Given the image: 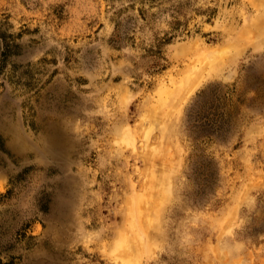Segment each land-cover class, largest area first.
I'll list each match as a JSON object with an SVG mask.
<instances>
[{
    "label": "rangeland",
    "instance_id": "obj_1",
    "mask_svg": "<svg viewBox=\"0 0 264 264\" xmlns=\"http://www.w3.org/2000/svg\"><path fill=\"white\" fill-rule=\"evenodd\" d=\"M11 260L264 264V0H0Z\"/></svg>",
    "mask_w": 264,
    "mask_h": 264
},
{
    "label": "bare ground",
    "instance_id": "obj_2",
    "mask_svg": "<svg viewBox=\"0 0 264 264\" xmlns=\"http://www.w3.org/2000/svg\"><path fill=\"white\" fill-rule=\"evenodd\" d=\"M204 52H205L204 58H211V59H212V58H215V57L217 56V54L219 53L218 49H214V50H212V49L206 50V49H205ZM189 72L192 73V71H189ZM203 75H204V71L201 70L199 73H195V76H194V77H193V75H192L191 77H188V78H189V80L187 81V82H188V86L192 87L193 85H196V84H197V83H198L203 77L206 76V75H204V76H203ZM162 92H163V95H162L163 97H161V98H162L161 102H162V103H165V102H167L168 100H170V99L168 98V93H169V92H167L166 90L161 91V93H162ZM165 92H166V93H165ZM167 98H168V100H167ZM166 100H167V101H166ZM153 154H154V152H153ZM153 154H152V155H153ZM156 155H157V154H155V156H156ZM162 155H163V154H162ZM165 155H166V154H165ZM150 156H151V155H150ZM148 157H149V156H148ZM157 157H159V156H156V157H155V160H156ZM161 157H162V156H161ZM161 157H159L158 159H160ZM166 158H167V157H166ZM166 158H164V159H166ZM149 159H152V158H149ZM162 159H163V158H162ZM162 159L157 160L158 163L156 162L157 165L160 167V169H161L162 166L159 165V164L161 163V162H159V161H162ZM150 161H151V160H150ZM147 162H148V161H147ZM162 162H163V161H162ZM166 162H167V161H166ZM166 162H165L164 164H166ZM169 162H170V161H169ZM171 162H172V161H171ZM150 163H151V162H150ZM164 164H162V165L164 166ZM167 164H168V162H167ZM167 164H166V165H167ZM150 165H151V164H150ZM155 165H156V164H155ZM157 165H156V166H157ZM166 165L164 166L165 170L163 169L164 171H161V172L168 171V170H166V169H169L170 171L173 170V168H171V167H170V168H169V167H166ZM151 166H153V165H151ZM156 166H155L154 168L152 167L153 171H154L155 168H157ZM167 166H170V165H167ZM171 169H172V170H171ZM157 170H158V169H157ZM161 170H162V169H161ZM159 171H160V170H159ZM150 172H151V171H150ZM155 172H156V171H155ZM161 172H160V173H161ZM160 173H158V174H160ZM166 173H167V172H166ZM152 174H153V173H152ZM156 174H157V173H156ZM167 174H171V172H170V173H167ZM153 175H154V174H153ZM160 175H161V174H160ZM164 175H166V174H164ZM150 176H151V175H150ZM150 176H149V177H150ZM154 176H155V175H154ZM166 176L168 177V175H166ZM166 176H165V177H166ZM155 177H156V176H155ZM155 177H154V178H155ZM158 177H159V176H157L156 180L158 179ZM160 177H161V176H160ZM163 177H164V176L162 175V177H161L162 179L159 178V181H160V180H162V181L165 180V179H163ZM166 181H167V180H166ZM166 181H165V182H164V181L162 182V186H161V184H160V186H159V190H160V187H163V185H164L163 183L166 184ZM170 182H171V181H170ZM148 183H152V182H148V181H147V184H146L145 187H147ZM159 183H160V182H159ZM156 184H158V180H157V183H154V182H153V186H152V187L155 188L154 185H156ZM166 185H167V184H166ZM145 187H144L143 189H147V188H145ZM148 187H149V186H148ZM165 187H167V186H165ZM165 187H164V188H165ZM153 188H152V189H149V188H148L146 191L143 190L142 192L140 191V192H138V193H136V194L133 195V196H134V202H135V203H133V204H135V205H134V207H133V205H132V208H133V209H132V210H133V214H132V216H133L134 218H136V219H134V218L131 217V218H132L131 221L134 223L133 226H134V225L136 226V224L138 223V226H139V225L143 226V227H142V229H143L144 227H147V228H148V227H151V226L156 225V224H154V222H153L154 220L151 222L152 225L150 224V221L153 219L152 217H151L150 219H147V221H149V222H147V221H146V218H144V217H147V216H148L147 218H149V216H153V217H155V216L158 214V211H157V210H158V208H159V207L161 206V204H162L161 197H162V199H164V198H165V197H164L165 193H164L163 190H162V192L160 191V192H161V197H160V196H159L160 193L158 192L159 190H157V192H158L159 194L157 195L158 198L156 199V201H159V202H156L155 200H152V199H151V198H152L151 192H152V191H155ZM155 189H157V188H155ZM161 189H162V188H161ZM149 190H150V191L152 190V191L149 193V192H147V191H149ZM165 190H166V189H165ZM167 191H168V190H167ZM152 193H153V192H152ZM163 193H164V194H163ZM167 193H168V192H167ZM146 194H147V196H149L150 198H148V197L146 196ZM148 194H149V195H148ZM150 195H151V196H150ZM153 195H154V194H153ZM166 195H167V194H166ZM146 197L148 198V200L146 199ZM143 198H145L144 200L148 203L147 206H148V209H149L150 212L148 211V209H147V210L145 209V211H143V212H140L141 210L139 211V208H140L141 206L139 207V206L137 205V204H138L137 201L141 202V200H143ZM159 199H160L161 201H160ZM130 200H131V197H130ZM144 200L141 202L142 205H143V202H145ZM164 200H165V199H164ZM151 201H154V202H155V206H154V208L150 206V205H151V204H150ZM151 203H152V202H151ZM156 203H157V204H156ZM139 204H140V203H139ZM141 204H140V205H141ZM158 204H160V206H159ZM145 205H146V203H145ZM145 205H143V207H144ZM157 205H158V207H157ZM137 206H138V208H137ZM147 206H146V207H147ZM144 208H145V207H144ZM144 208H143V209H144ZM153 209H154V210L156 209V210H155V216H154V214L151 215L152 213H154V210H153ZM152 210H153V212L151 213ZM159 210H160V209H159ZM147 211H148V212H147ZM142 213H144V214H142ZM150 213H151V214H150ZM156 213H157V214H156ZM141 214H142V216H141ZM131 221H130V223H131ZM144 221H146V222H144ZM155 222H156V220H155ZM130 223H129V224H130ZM147 223L150 224V226H145V225H147ZM129 224H128V225H129ZM142 224H143V225H142ZM128 225H127V228L130 227V226H128ZM130 225H131V224H130ZM141 226H140V227H141ZM140 227H137V228H139L138 230H142V229H140ZM127 228H126V229H127ZM135 228H136V227H135ZM135 228H134V229H135ZM137 228H136V230H135V232L137 231L136 233H138ZM147 228H146V229H147ZM131 229H132V231H134L133 228H131ZM143 230H145V228H144ZM129 231H130V229H129ZM132 231H131V232H132ZM129 233H130V232H128V234H129ZM136 233H135V234H136ZM139 233H140V232H139ZM124 234H125V232H124ZM124 234H123V235H124ZM128 234H126V235H128ZM123 235L120 236V237H118V238L116 239V242H117V240H118V242H121V241L125 240V242H123L124 244L126 243V241L129 242V239H131V237L129 238V236H126V235H125V237H124ZM131 236H132V235H131ZM127 237H128L129 239H128ZM130 241H131V240H130ZM118 244H119V243H118ZM120 244H121V243H120ZM121 245H122V244H121ZM125 245H126V244H125ZM122 246H124V245H122ZM118 248L120 249V247H118ZM138 255H139V254H138ZM142 256H143V255H142Z\"/></svg>",
    "mask_w": 264,
    "mask_h": 264
},
{
    "label": "trees",
    "instance_id": "obj_3",
    "mask_svg": "<svg viewBox=\"0 0 264 264\" xmlns=\"http://www.w3.org/2000/svg\"><path fill=\"white\" fill-rule=\"evenodd\" d=\"M0 264H14V261L13 260L8 261V262H2V261H0Z\"/></svg>",
    "mask_w": 264,
    "mask_h": 264
}]
</instances>
